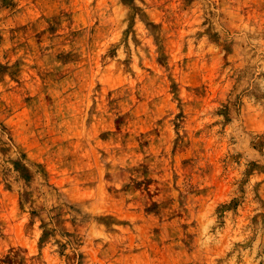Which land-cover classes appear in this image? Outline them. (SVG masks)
<instances>
[{
  "label": "rangeland",
  "instance_id": "374dc122",
  "mask_svg": "<svg viewBox=\"0 0 264 264\" xmlns=\"http://www.w3.org/2000/svg\"><path fill=\"white\" fill-rule=\"evenodd\" d=\"M0 264H264V0H0Z\"/></svg>",
  "mask_w": 264,
  "mask_h": 264
}]
</instances>
